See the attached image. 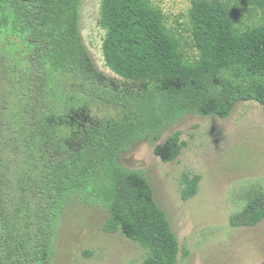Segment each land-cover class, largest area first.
Returning <instances> with one entry per match:
<instances>
[{
    "label": "trees",
    "instance_id": "trees-1",
    "mask_svg": "<svg viewBox=\"0 0 264 264\" xmlns=\"http://www.w3.org/2000/svg\"><path fill=\"white\" fill-rule=\"evenodd\" d=\"M82 1L0 0V61L17 50L11 39L20 40L27 64L22 74L32 75L37 86L33 112L47 115L42 106L49 104L47 111L61 114L67 102L58 91L62 84L82 102L108 110L98 122L85 124L74 149L58 154L36 155L28 143L35 131L31 124L24 138L29 168L23 171L11 157L19 112L0 97V264L50 261L73 200L105 209L103 231L137 243L146 252L143 264H177L179 241L151 183L121 165L120 157L149 141L169 163L182 153L181 133L156 143L184 117L227 119L243 101L264 109V0H192V57L154 0H103V51L116 77L98 68L84 43ZM247 8L260 13L259 23L244 24ZM18 65L0 72L1 92L7 94ZM41 119L35 118L36 125ZM182 181L187 201L198 193L201 176L184 174ZM263 221L264 193L250 199L231 225L253 228Z\"/></svg>",
    "mask_w": 264,
    "mask_h": 264
},
{
    "label": "rangeland",
    "instance_id": "rangeland-1",
    "mask_svg": "<svg viewBox=\"0 0 264 264\" xmlns=\"http://www.w3.org/2000/svg\"><path fill=\"white\" fill-rule=\"evenodd\" d=\"M102 1H82L81 33L98 68L116 77L106 65L103 51L106 32L99 24ZM154 1L165 13L168 27L183 35L187 54L196 56L188 16L192 0ZM243 20L246 25L259 23L260 13L247 8ZM11 41L17 50L0 61V72L19 64L17 77L13 76L7 85L9 95L0 91V97L12 102L19 112L18 124L12 126V148L16 149L11 157H16L25 171L29 158L24 151H29L24 138L31 124L35 131L29 133L28 143L36 155L58 154L64 148L74 149L85 124L98 122L108 110L82 102L71 93L70 85L62 84L59 94L67 95L63 112L47 111L50 105L44 104L47 115L34 113L37 86L32 75L22 74L27 64L20 40ZM14 86L17 88L12 89ZM40 115L44 121L36 125L35 118ZM176 132L181 133L184 143L176 160L163 162L155 155V146L143 141L123 153L120 163L144 173L151 183L155 199L179 241L177 264H264V221L253 228L231 225V218L241 213L250 199L264 193V109L257 102L243 101L227 119L188 115L166 130L156 145L165 143ZM184 174L201 176L198 193L187 201L182 199ZM107 218L105 209L73 200L62 216L55 251L45 264H143L146 252L137 243L103 231Z\"/></svg>",
    "mask_w": 264,
    "mask_h": 264
}]
</instances>
